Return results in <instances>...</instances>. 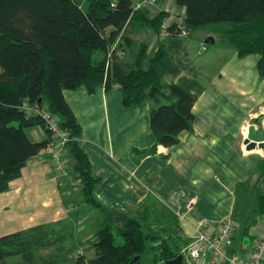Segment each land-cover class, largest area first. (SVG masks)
<instances>
[{
    "label": "trees",
    "instance_id": "trees-1",
    "mask_svg": "<svg viewBox=\"0 0 264 264\" xmlns=\"http://www.w3.org/2000/svg\"><path fill=\"white\" fill-rule=\"evenodd\" d=\"M174 3L184 9L181 22L163 25L166 11L149 16L133 0H0V191L50 140L42 112L27 110L37 106L67 130V155L84 199L104 207L94 193L100 177L80 147L81 126L63 96L64 88L84 85L92 92L101 84L105 90L116 86L123 107L150 99L154 106L149 109V127L155 139L151 152L157 145L177 143L182 130L192 129V107L200 88L194 82L165 81L175 64L162 30L166 36H178L182 30L209 28L238 56L258 54L256 66L264 75V0ZM136 28L156 34L158 43L151 55L148 44L132 35ZM36 126L44 131L38 140L28 131ZM261 204L262 213L264 201ZM171 225L153 229L142 216L108 210L95 230L94 255L87 263L140 264L150 244L154 264H166L180 254L177 241H189L175 236L178 227ZM64 239V234L43 225L3 234L0 264H8L6 259L15 255L21 260L11 264H36L37 252ZM53 249L56 254L41 256L42 264H59L63 246L55 244ZM75 256L76 263L83 262L81 254Z\"/></svg>",
    "mask_w": 264,
    "mask_h": 264
},
{
    "label": "crops",
    "instance_id": "crops-1",
    "mask_svg": "<svg viewBox=\"0 0 264 264\" xmlns=\"http://www.w3.org/2000/svg\"><path fill=\"white\" fill-rule=\"evenodd\" d=\"M137 31L151 55L158 43L156 34L149 28L132 32ZM189 35L162 39L172 64H182L177 76L170 78L194 82L200 88L192 107V129L182 130L177 143L157 145L151 152L155 139L149 127V109L154 106L150 99L123 107L116 86L105 90L101 84L92 92L84 85L64 88L63 96L81 126L80 147L92 172L100 177L94 193L104 207L84 199L74 183L68 155L69 174L60 176L51 170L47 155L37 153L0 191V236L37 225L54 230L59 226L65 239L49 247L63 246L59 264H88L94 255L97 224L108 210L139 215L146 222L152 218L160 225L175 224V236L188 240L201 220H219L234 212L237 186L254 175L264 157V149L247 150L243 144L254 118L264 126V75L256 66L259 55L240 57L214 36L212 48L201 49L204 42ZM28 131L32 139L44 137L39 126ZM191 199L194 202L189 204ZM70 240L78 241L83 262L76 263L74 254L63 252Z\"/></svg>",
    "mask_w": 264,
    "mask_h": 264
},
{
    "label": "built area",
    "instance_id": "built-area-1",
    "mask_svg": "<svg viewBox=\"0 0 264 264\" xmlns=\"http://www.w3.org/2000/svg\"><path fill=\"white\" fill-rule=\"evenodd\" d=\"M184 32L185 30H182V33ZM27 110L42 112L51 130L50 140L38 153L47 155L54 174L68 175V161L65 159L67 130L62 128L53 116L37 106L27 107ZM79 182L80 178L74 177V183ZM193 202L194 199H191L189 204ZM239 226L240 222L232 215L219 220H201L195 234L185 245L186 257L183 264H264V211L256 219V230L245 248L242 246L236 248L232 245ZM77 253L81 254V250Z\"/></svg>",
    "mask_w": 264,
    "mask_h": 264
},
{
    "label": "rangeland",
    "instance_id": "rangeland-1",
    "mask_svg": "<svg viewBox=\"0 0 264 264\" xmlns=\"http://www.w3.org/2000/svg\"><path fill=\"white\" fill-rule=\"evenodd\" d=\"M133 1H134V5L136 8L142 9L149 16L155 14L159 10L166 11L167 15L165 16L163 25L171 22L172 20H177V21L179 20V22H181V20H182L184 9L182 6L176 5L174 3V0H155L152 2L149 0H133ZM137 3H138V5H137ZM187 33H188V31L186 30L183 33V35H185ZM140 34L141 33L137 31V32H134L132 35L134 37L138 38V36ZM161 34H162L161 38H164V36H166V33L163 30H162ZM208 35L214 36L217 39V41L220 42L218 39L217 33L210 30L209 28H198V29H195L193 31H190L189 37L193 38L194 36H198L204 42V39ZM183 37L186 38L185 36H183ZM139 39H141V38H139ZM143 39L146 41H149L148 36H144ZM205 46L212 48L211 47L212 45H210V43L204 42L201 45V49H203ZM191 53L192 52H190V55H191ZM186 62L187 61H185L184 63L186 64V67H187L188 64ZM173 64H175V67L169 69L170 74H169V72H167L166 75L164 76V79L167 81H172V79L170 77H172V76L175 77V75L177 76L176 71H177V69L180 68V65H182V64H179L178 62H173ZM172 73H174V74H172ZM186 83H189V82H186ZM65 159L68 160L67 159V153H66ZM68 171H70L69 166H68ZM72 187L75 188V190H77V188H78L75 186H72ZM48 193H49V190H48L47 194ZM237 194H238V195H236L237 202H236V205L234 208V212L231 215L238 219V221L240 222V226H239L240 228L237 230V232L234 236V239L232 241V245L236 248L239 246H242L243 248H245L249 244V242H250L251 238L253 237V234L256 230V219L263 213V212L261 213L260 211L263 208V205L261 204V202L264 201V199L262 200V196H264V157L259 162V165L257 166V170L255 171L254 175L249 180H247L246 182L240 183L237 186ZM80 203H79L78 207L81 210L82 207H81ZM82 203L86 204L85 202H82ZM87 206H89L90 208H94L90 204H88ZM97 210L99 211L100 209H97ZM148 224H150V225L152 224L153 228H157L158 226H160L159 222H156L152 218H151V220H148L146 222V225H148ZM55 228H56V230H58L59 226H56ZM179 234H181V232H179ZM177 243H178L177 249L180 251V254L183 255V261H184V259L186 257V251L184 250L186 243H184L182 241H177ZM66 244H67V246L64 248L63 252L66 255H72V254L75 255L76 251H77L78 241H76V240L71 241L70 240L69 243H66ZM49 254H56V251L54 249L48 248V249H41L39 252H37V254H36L37 263L36 264H42L41 263L42 262L41 256H47L48 257ZM152 255H153V249L150 247V244H148L140 256V264H154V262L152 260ZM19 257H20L19 255L8 257L6 259L7 263L8 264L16 263L19 260Z\"/></svg>",
    "mask_w": 264,
    "mask_h": 264
},
{
    "label": "water",
    "instance_id": "water-1",
    "mask_svg": "<svg viewBox=\"0 0 264 264\" xmlns=\"http://www.w3.org/2000/svg\"><path fill=\"white\" fill-rule=\"evenodd\" d=\"M204 42L213 43L214 37L208 35L204 39ZM243 144L247 150L254 148L264 149V126L258 118H254L251 123H249L246 137L243 139ZM166 264H183V255L177 254L175 257L166 260Z\"/></svg>",
    "mask_w": 264,
    "mask_h": 264
}]
</instances>
